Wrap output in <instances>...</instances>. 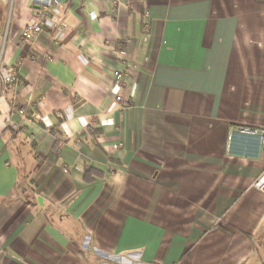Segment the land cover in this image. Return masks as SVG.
I'll list each match as a JSON object with an SVG mask.
<instances>
[{
    "label": "crops",
    "instance_id": "crops-1",
    "mask_svg": "<svg viewBox=\"0 0 264 264\" xmlns=\"http://www.w3.org/2000/svg\"><path fill=\"white\" fill-rule=\"evenodd\" d=\"M38 10L0 0V264H264V0H68L25 41Z\"/></svg>",
    "mask_w": 264,
    "mask_h": 264
},
{
    "label": "built area",
    "instance_id": "built-area-1",
    "mask_svg": "<svg viewBox=\"0 0 264 264\" xmlns=\"http://www.w3.org/2000/svg\"><path fill=\"white\" fill-rule=\"evenodd\" d=\"M68 0H35V3L39 6L37 17L34 21L28 23L22 33V39L25 41L35 42L38 38L48 29L52 32L66 30L68 28L67 23L62 20V16L58 12V7L63 5ZM57 17V18H56ZM146 33L149 32V25H144ZM119 53L122 56L124 69L116 70L114 72L113 87L117 91L116 102L121 104L122 109L127 108L128 104L125 102L122 92L128 87V77L134 66H132L126 59L125 45L119 47ZM0 80L3 85L13 86L14 100L17 97V91L21 85L19 77V70L17 67H11L5 72L0 70ZM16 112L22 115H27L26 110H17ZM239 132L247 137H255L260 139L261 145L264 144V130L258 131L249 127L238 128ZM252 187L262 193H264V173L261 174L254 182Z\"/></svg>",
    "mask_w": 264,
    "mask_h": 264
},
{
    "label": "trees",
    "instance_id": "trees-1",
    "mask_svg": "<svg viewBox=\"0 0 264 264\" xmlns=\"http://www.w3.org/2000/svg\"><path fill=\"white\" fill-rule=\"evenodd\" d=\"M5 89V95L7 96L8 102L10 105L13 106V100H14V96H13V86L12 85H4L3 87ZM57 149L58 147H55L49 154V157H55L57 155ZM51 162H49L50 164Z\"/></svg>",
    "mask_w": 264,
    "mask_h": 264
},
{
    "label": "water",
    "instance_id": "water-1",
    "mask_svg": "<svg viewBox=\"0 0 264 264\" xmlns=\"http://www.w3.org/2000/svg\"><path fill=\"white\" fill-rule=\"evenodd\" d=\"M39 202H42V199L41 198L39 199Z\"/></svg>",
    "mask_w": 264,
    "mask_h": 264
}]
</instances>
